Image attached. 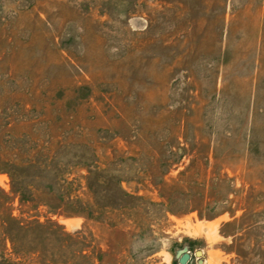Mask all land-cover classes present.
Here are the masks:
<instances>
[{
    "label": "rangeland",
    "instance_id": "obj_1",
    "mask_svg": "<svg viewBox=\"0 0 264 264\" xmlns=\"http://www.w3.org/2000/svg\"><path fill=\"white\" fill-rule=\"evenodd\" d=\"M46 152L89 201L114 176L96 218L18 198ZM0 190V264H264V0H0ZM34 216L84 254L32 225L15 251Z\"/></svg>",
    "mask_w": 264,
    "mask_h": 264
},
{
    "label": "trees",
    "instance_id": "obj_2",
    "mask_svg": "<svg viewBox=\"0 0 264 264\" xmlns=\"http://www.w3.org/2000/svg\"><path fill=\"white\" fill-rule=\"evenodd\" d=\"M53 160L54 158H52L51 152H46L40 158L39 156H28L10 167L8 172L11 185L13 190L18 191V198L21 201L32 199L34 206L43 204L50 212H54L55 214H78L83 217L96 218L98 213H100L98 208L106 204L104 202L99 204L96 200L95 197H97V194L94 185L111 179L113 181L114 176L102 174L101 171L95 167V178L90 182L87 179V173L89 171L91 172V169L87 166L85 168L87 173L84 175V186L86 190L91 193L90 196L94 198L89 201L90 199L88 197L82 196L84 193V189H81L83 184L80 183L77 177L64 174L59 166H57L58 164L56 162L54 163ZM116 189L119 190L120 195L113 196V199L111 197L110 202L112 204L110 203V207L121 204V196L128 195L118 184H116ZM0 193H2L0 197L6 202L5 195L3 192ZM10 217L11 215L8 211L2 212L0 214V221L5 223L6 219ZM17 223L16 231L20 230V233L16 232L12 235L8 234L7 227L2 225V231L5 236L9 238L12 244L11 247L15 251L23 252L21 249L22 242L19 239L21 238V234L29 228L28 226L32 225L33 232L36 233L37 236L53 237L56 239V237L61 235L62 239H64V247L81 254L85 252L83 248L86 247L85 245L87 243L84 242V238H86L87 233L83 231L82 227L73 230L66 229L63 224L57 222L50 216H47L43 221L38 220L36 216L30 219L23 218V220L17 218ZM32 247L31 250H34V248L36 249L35 246Z\"/></svg>",
    "mask_w": 264,
    "mask_h": 264
},
{
    "label": "water",
    "instance_id": "obj_3",
    "mask_svg": "<svg viewBox=\"0 0 264 264\" xmlns=\"http://www.w3.org/2000/svg\"><path fill=\"white\" fill-rule=\"evenodd\" d=\"M198 250L199 249H196L195 252L198 253ZM188 257H189V252L186 249H183L177 255V261L179 263H184L187 260Z\"/></svg>",
    "mask_w": 264,
    "mask_h": 264
}]
</instances>
